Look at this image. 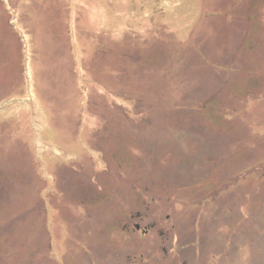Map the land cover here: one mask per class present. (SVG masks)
Here are the masks:
<instances>
[{
  "label": "rangeland",
  "instance_id": "1",
  "mask_svg": "<svg viewBox=\"0 0 264 264\" xmlns=\"http://www.w3.org/2000/svg\"><path fill=\"white\" fill-rule=\"evenodd\" d=\"M0 264H264V0H0Z\"/></svg>",
  "mask_w": 264,
  "mask_h": 264
},
{
  "label": "crops",
  "instance_id": "2",
  "mask_svg": "<svg viewBox=\"0 0 264 264\" xmlns=\"http://www.w3.org/2000/svg\"><path fill=\"white\" fill-rule=\"evenodd\" d=\"M28 65H29L28 60H27V61L25 60V62H22V66H23L22 68L25 67V69H27ZM26 66H27V67H26ZM32 67H33V66L30 65V67H29L30 71H31ZM22 68H21V69H22ZM25 69H22L21 71H25ZM32 88H33V86H32ZM23 89H24V88H20L18 85H16L15 88L13 89L14 91L12 90L11 93L7 94V95H10L9 97L11 98L10 100L7 99V101H10L11 103L16 104V105H17V104H24V103H29V102H31L32 97L30 96V94L23 92ZM21 94H23V95L20 97ZM5 96H6V95H5ZM18 97H20V98H18ZM23 97H24V98H23ZM29 98H31V99H29ZM7 152H9V151H7ZM35 227H36V225L33 226V230H35ZM31 229H32V228H31ZM68 230H69V231H67L66 228H64V232H66V233L61 234V237H64V235L66 234L65 237L68 236V238H70V236L73 235L74 232H71V235H69L71 230H70L69 228H68ZM66 239H67V238H64V239L62 240V241L64 242V244H65ZM70 239H71V240L68 239L69 242H70V241L73 242L74 236H71ZM60 242H61V241H60ZM69 242L66 243V245H68ZM84 242H85L84 240H83V241H78L79 245H81V246H82V244H83Z\"/></svg>",
  "mask_w": 264,
  "mask_h": 264
},
{
  "label": "flooded vegetation",
  "instance_id": "3",
  "mask_svg": "<svg viewBox=\"0 0 264 264\" xmlns=\"http://www.w3.org/2000/svg\"><path fill=\"white\" fill-rule=\"evenodd\" d=\"M134 225H135V226H134L135 229H136V230H140L141 233H143V234H144L145 232H147V230H148L147 227H146V228H145V227H141L140 224H138V223H134ZM161 231H162V230H161Z\"/></svg>",
  "mask_w": 264,
  "mask_h": 264
}]
</instances>
